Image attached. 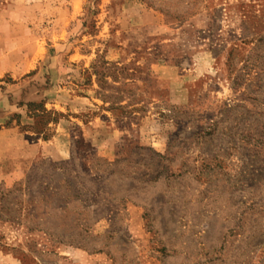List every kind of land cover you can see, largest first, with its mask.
Masks as SVG:
<instances>
[{
  "label": "rangeland",
  "instance_id": "obj_1",
  "mask_svg": "<svg viewBox=\"0 0 264 264\" xmlns=\"http://www.w3.org/2000/svg\"><path fill=\"white\" fill-rule=\"evenodd\" d=\"M0 131V264H264V0H0Z\"/></svg>",
  "mask_w": 264,
  "mask_h": 264
},
{
  "label": "trees",
  "instance_id": "obj_2",
  "mask_svg": "<svg viewBox=\"0 0 264 264\" xmlns=\"http://www.w3.org/2000/svg\"><path fill=\"white\" fill-rule=\"evenodd\" d=\"M29 107H36L34 103H29ZM53 123L55 122L52 119ZM59 168L55 165H49L43 170V177L40 183L35 186L34 190L31 189V183L29 177H26V185L24 188L16 187L13 191H1L0 192V221H20L21 217L16 216L15 212L20 213L24 211V215L27 214H39L40 210L36 208V205L47 206L51 201H56L50 207H55L56 209L64 210L65 207L62 205L67 200H69L73 191L67 193L65 190L62 191L61 188L64 187L65 183H72V179L66 178L63 174L58 172ZM76 196V195H75ZM76 198V197H75ZM34 204V206H33ZM53 210V209H52ZM53 212H55L53 210ZM47 215L50 212L42 211ZM1 239V236H0Z\"/></svg>",
  "mask_w": 264,
  "mask_h": 264
},
{
  "label": "crops",
  "instance_id": "obj_3",
  "mask_svg": "<svg viewBox=\"0 0 264 264\" xmlns=\"http://www.w3.org/2000/svg\"><path fill=\"white\" fill-rule=\"evenodd\" d=\"M195 16H193V18H194ZM206 18V17H205ZM194 20V19H193ZM3 139H4V134L0 131V142H2L3 141ZM24 147H27V149H29L30 148V146H29V144L28 143H26V145H23ZM34 154L35 153H32L31 155H27L23 160H24V162H21V164H25V163H28L29 161H31L33 158H34ZM3 163V161H2V155L0 154V173L3 175V168L1 167V164ZM16 163H18V162H16ZM15 163V164H16ZM21 164H17V166L19 167V169L20 168H22L21 166ZM1 180H3V178L0 176V182H1Z\"/></svg>",
  "mask_w": 264,
  "mask_h": 264
}]
</instances>
